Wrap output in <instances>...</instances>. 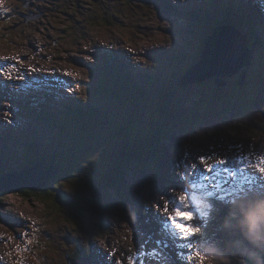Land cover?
Instances as JSON below:
<instances>
[{
  "label": "rangeland",
  "instance_id": "1",
  "mask_svg": "<svg viewBox=\"0 0 264 264\" xmlns=\"http://www.w3.org/2000/svg\"><path fill=\"white\" fill-rule=\"evenodd\" d=\"M236 2L32 0L45 15L39 10L34 22H25L22 16L32 18V7H24L27 0H0L1 93L19 89L30 98V113L36 110L32 42L39 37L47 40L46 52L63 85L54 86L53 94L43 92L48 102L61 101L62 111L50 113L41 107L33 111L53 115L50 124H8L2 133L9 121L0 104V171L28 169L21 166V159L32 167L41 162L43 170L52 165L60 169L43 186L50 183V199H25L13 189L6 192L0 202V264H74L75 255L86 249L99 262L90 264H112L111 260L131 264L130 257L136 264H164L148 255L164 237L153 235L151 243H145L151 236L146 226L151 211L141 217V209L155 206L166 216L164 204L169 206L172 200L174 211L182 192L194 205L196 199L189 194L193 189L200 194L198 202L211 204L215 185L207 184L206 197L201 195L205 186L200 175L191 177L202 170L209 175L207 168L222 159L234 161L224 166L225 177L231 178L230 167L235 165L246 172L243 181L251 177L241 191H264V186L257 187L264 183V173L253 176L258 161L243 164L242 159L254 153L264 159L255 143L264 138V3L258 10L261 20H254L239 16ZM239 23L256 35L249 46L250 65L222 78L191 80L209 68L187 76L216 26ZM136 24L145 27L139 36L131 32ZM149 25L157 27L155 32L147 29ZM223 42L234 55L240 53L234 35L223 37ZM4 79L10 83H2ZM227 134L234 147L225 145ZM216 153L219 159L213 158ZM194 209L196 219L191 223L203 227L205 235L193 234L180 243L184 264H190L197 247L203 250L208 235L209 243L221 247L230 239L221 229L224 215L218 221L207 206ZM154 220L161 228V219ZM108 231L113 233L110 249L96 248ZM121 240L123 245L116 246ZM130 243L129 254L125 246Z\"/></svg>",
  "mask_w": 264,
  "mask_h": 264
},
{
  "label": "clouds",
  "instance_id": "2",
  "mask_svg": "<svg viewBox=\"0 0 264 264\" xmlns=\"http://www.w3.org/2000/svg\"><path fill=\"white\" fill-rule=\"evenodd\" d=\"M198 206L213 209L206 200L199 201ZM226 207L221 229L230 239L224 247L217 243L206 244L203 250L197 247L192 264H264V191H241ZM194 227V235L203 238L205 229L196 224Z\"/></svg>",
  "mask_w": 264,
  "mask_h": 264
},
{
  "label": "water",
  "instance_id": "3",
  "mask_svg": "<svg viewBox=\"0 0 264 264\" xmlns=\"http://www.w3.org/2000/svg\"><path fill=\"white\" fill-rule=\"evenodd\" d=\"M136 1L144 2L146 0H136ZM23 19L25 20V22H29L30 19L32 18L29 15H24ZM230 29H232V27L229 25L222 26L221 28L218 29L219 31L218 34L220 35L222 31L230 30ZM218 34L216 31L214 35L210 36L206 40L205 48H204V51L202 53L199 63L189 70L187 76L189 74H192L200 70L203 67H209V68H206V71H207L206 78H207L212 75L211 70H213L215 66H217L221 72H225V75H227L230 73V71L237 69V68L238 69L242 68L249 64V58H250L249 43L247 39L242 34H240L239 37L243 39L242 46L244 47V53L246 52V60L243 61V57H244V54H243L239 62L235 61L233 65L229 63V66H226V64L233 58V54L225 48L220 49V48H215L213 46V44L215 43V40L217 39ZM225 75L221 77H224ZM187 76H185V78ZM213 76H219V75H213ZM52 167H50L49 169L43 170L42 165L39 164L34 167L25 169L23 171H14V172L6 173L3 175V177H0V185L2 184L4 187L11 186L13 190L21 189V188H31V187L32 188H42L45 185V182H47L50 179V177L55 176L54 172H56L57 169H55L54 167L52 168ZM3 186H1L0 189H3L4 188Z\"/></svg>",
  "mask_w": 264,
  "mask_h": 264
},
{
  "label": "bare ground",
  "instance_id": "4",
  "mask_svg": "<svg viewBox=\"0 0 264 264\" xmlns=\"http://www.w3.org/2000/svg\"><path fill=\"white\" fill-rule=\"evenodd\" d=\"M31 7V6H30ZM27 8V7H26ZM132 18V17H131ZM156 18V17H155ZM133 19V18H132ZM141 19V18H140ZM236 19H238V18H236ZM235 19V20H236ZM31 22V21H30ZM139 22H140V20H139ZM141 23V22H140ZM173 23V22H172ZM146 24V23H145ZM224 24V23H223ZM226 24V23H225ZM233 24H235V23H233ZM227 25H229V24H227ZM137 26V27H136ZM229 26H231V25H229ZM144 27V26H143ZM143 27L141 26V25H134V27H133V29H132V31L131 32H133V33H136L137 34V36H139V35H141V34H143L144 32L143 31H141V29H143ZM177 27V26H176ZM222 27V25L221 26H217L216 28H215V30L217 31V34H218V29L219 28H221ZM232 27V29H230V30H228V31H226V32H224V33H222V34H218V36H217V39L215 40V43L213 44V46L215 47V48H225V49H227L228 51H230V49H229V47H228V43H224L223 42V37H225V36H233L234 35V39L236 40V42H237V44L239 45V47H240V49H241V51H240V53L239 54H237V55H234L233 53V58L226 64V66H229V63L230 64H234V62L235 61H237V62H239L240 61V58L243 56V55H241V53H242V51H244V47L242 46V44H243V39H241L239 36H237V33H240V34H242L245 38H246V36L244 35L246 32H248V31H246V30H242V29H240V28H238V27H236V26H231ZM251 27V26H250ZM145 28V27H144ZM161 28V27H160ZM147 29H149V30H153L154 32H155V30L157 29V27L156 26H148L147 27ZM239 29V30H238ZM160 30V29H159ZM162 30V29H161ZM238 32H237V31ZM159 33V32H158ZM216 33V32H215ZM214 33V34H215ZM157 34V33H156ZM182 38V37H181ZM180 41V40H179ZM225 41V40H224ZM247 41H248V43H249V40H248V38H247ZM181 42V41H180ZM234 45V44H233ZM148 46V45H147ZM173 46H175V47H177V43H176V40H174V42H173ZM250 46V45H249ZM180 47H182V45H180ZM230 48L232 49V46H231V44H230ZM250 48V47H249ZM233 51H234V48H233ZM244 54V53H243ZM192 62V61H191ZM211 68V67H210ZM227 68V67H226ZM208 70V69H207ZM212 72V75H219V76H217V77H219V78H222L221 76H223V75H225V72H221L220 70H219V68L217 67V66H215L214 68H213V70H211ZM206 76H207V71H206V69H203L201 72H199L197 75H195V76H193L192 78H191V80L193 79V80H195V81H203V80H205L206 79ZM144 77V76H143ZM131 80H132V78H131ZM139 84H144V83H142V82H139ZM259 123V122H258ZM260 126V125H259ZM256 133V132H255ZM264 133V132H263ZM253 135V134H252ZM263 135V134H262ZM227 136H229V134H227ZM239 141H241V139H239ZM246 141H250V142H253L251 139L249 140V139H246ZM263 141H264V138L263 139H261L260 141H257V142H255L256 144H257V146H256V152L259 154V156H261V157H263L264 156V144H263ZM226 144H228V145H230L231 147H234L235 146V142H233L232 141V137H230L229 136V138H226V140H225V145ZM194 146H195V143H194ZM238 147V146H237ZM230 148V147H229ZM229 148H227V147H225L224 149H229ZM247 148L249 149V150H251V148L249 147V146H247ZM223 149V150H224ZM237 149V148H236ZM244 150V149H243ZM243 150H242V152H243ZM252 153H254V152H252ZM255 154V153H254ZM254 154H246V155H242V159H244L245 161H244V163L243 164H246L248 161H250V160H252V161H260L262 158H259L258 156H256V155H254ZM213 156V158L214 159H219L220 158V155H218L217 153L216 154H214V155H212ZM228 157V156H227ZM218 163V162H217ZM235 168H237V172L233 175L236 179H237V183L240 181V180H242L245 176H246V172L244 171V172H240L239 171V169H240V165H235ZM11 171V170H10ZM199 172H201V171H198V172H196V173H199ZM194 176H195V174H194ZM228 177H225V178H223V182L225 183V182H227L228 181ZM181 189H183V185H182V188ZM169 194L173 197V194L171 193V192H169ZM182 196H184L183 195V193H182ZM148 211H151V213H149L147 216H146V226L149 228V231H150V233H151V236H153V235H156V236H160V237H163V235H161V231L157 228L158 227V225H157V227H156V224H155V220H154V217H157V218H159V219H164L166 216H164V215H162L161 214V212H160V210L157 208V207H155V206H153V208H150L149 210H146V209H141L140 210V214H141V217H142V215L143 214H145V213H147ZM148 240V239H147ZM148 243H150V242H148ZM147 243V244H148ZM125 247H127V249H129V253H130V251L132 250L131 249V247H133V245H131V244H129L128 246H125ZM171 249V251H173V249L172 248H170ZM101 253H102V251H101ZM101 260H106V256L105 255H101ZM107 261H108V259H107ZM112 264H116L113 260H111L110 261ZM108 263V262H107ZM105 264V263H104Z\"/></svg>",
  "mask_w": 264,
  "mask_h": 264
},
{
  "label": "snow or ice",
  "instance_id": "5",
  "mask_svg": "<svg viewBox=\"0 0 264 264\" xmlns=\"http://www.w3.org/2000/svg\"><path fill=\"white\" fill-rule=\"evenodd\" d=\"M8 75H11V72L8 73ZM229 163H234V161H230L227 159H222L218 162L216 168L214 169L213 167H208L207 168V173H213L215 172L216 177H219L223 172H227L228 169L224 167L225 165ZM255 167L258 169L260 173H264V159H261L255 164ZM222 169V171H221ZM236 169H232L233 175L235 174ZM200 181L204 183V186L207 187V184L211 182L213 179L212 177L208 176L205 173H200ZM216 187H219V185H216ZM188 197L182 196L180 198V206L175 207L174 209V214L173 212L169 211V206L167 203L164 204L163 206V213L166 214V217L162 220H160L161 223V235H170L172 237H178L183 235L184 238H187L190 235H193L195 231L197 230L196 227L191 223L194 219L195 216L194 214L190 211V205L187 203ZM159 207V206H158ZM171 213V214H169ZM153 240L152 236L148 237V240L145 243L151 242ZM156 244L160 246V248L167 247V240H157ZM179 247H184V245H179ZM143 255V254H142ZM148 255H151L152 257H159L160 260L166 261V257L162 254L160 250H153ZM131 261V264H136V261L132 259L131 257L129 258Z\"/></svg>",
  "mask_w": 264,
  "mask_h": 264
},
{
  "label": "trees",
  "instance_id": "6",
  "mask_svg": "<svg viewBox=\"0 0 264 264\" xmlns=\"http://www.w3.org/2000/svg\"><path fill=\"white\" fill-rule=\"evenodd\" d=\"M235 26L242 29V30L244 29L247 31V29L243 23H239ZM244 35L246 36V38H248L250 46H251L252 45L251 44L252 39L256 35L250 33L249 31L247 33H245ZM141 89H143V88H141ZM6 184H8V183H6ZM49 184L50 183H48L45 187H42V188H32L31 187V188L14 189L13 194L17 193L19 196H22L25 199L32 198V197H40V198L42 197V199H50L51 197H53V193L51 192ZM1 186H3V185L1 184L0 187ZM10 189H12L11 186L10 187H4L3 189H0V202H3L4 197L7 195L6 192H8V190H10ZM74 260H75V264H86L90 260H93L92 253L89 249L80 251L75 255Z\"/></svg>",
  "mask_w": 264,
  "mask_h": 264
},
{
  "label": "flooded vegetation",
  "instance_id": "7",
  "mask_svg": "<svg viewBox=\"0 0 264 264\" xmlns=\"http://www.w3.org/2000/svg\"><path fill=\"white\" fill-rule=\"evenodd\" d=\"M30 6L32 7V12L36 13L37 11L41 10V12L43 13V16L45 15V11L40 9V8H36L32 6V0H27V3L24 5V7L26 8H30Z\"/></svg>",
  "mask_w": 264,
  "mask_h": 264
}]
</instances>
